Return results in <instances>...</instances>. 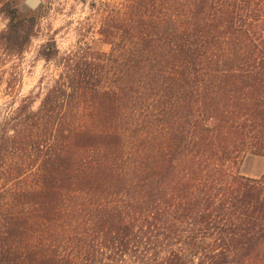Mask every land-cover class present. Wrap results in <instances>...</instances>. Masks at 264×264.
<instances>
[{"label":"trees","instance_id":"obj_1","mask_svg":"<svg viewBox=\"0 0 264 264\" xmlns=\"http://www.w3.org/2000/svg\"><path fill=\"white\" fill-rule=\"evenodd\" d=\"M0 16L13 96L38 15ZM96 40L0 118V264H264V0H96Z\"/></svg>","mask_w":264,"mask_h":264},{"label":"rangeland","instance_id":"obj_2","mask_svg":"<svg viewBox=\"0 0 264 264\" xmlns=\"http://www.w3.org/2000/svg\"><path fill=\"white\" fill-rule=\"evenodd\" d=\"M41 6L34 11L38 15V32L22 55L14 57L6 66L7 73L17 78L16 91L7 96L4 86H0V118L11 105L29 93L42 94L58 74L53 61L43 60L39 54L40 46L53 41L59 54L77 45L88 44L94 50H105L96 40V0H41ZM21 3V0H19ZM27 13V10H22ZM6 20L0 16V30ZM39 101L36 100L33 108ZM264 170V158L249 153L239 162L241 175L258 178Z\"/></svg>","mask_w":264,"mask_h":264},{"label":"water","instance_id":"obj_3","mask_svg":"<svg viewBox=\"0 0 264 264\" xmlns=\"http://www.w3.org/2000/svg\"><path fill=\"white\" fill-rule=\"evenodd\" d=\"M41 0H21L19 7L21 10L36 11L40 8Z\"/></svg>","mask_w":264,"mask_h":264}]
</instances>
